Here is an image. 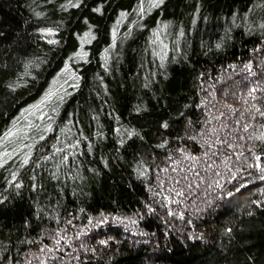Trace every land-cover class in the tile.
Here are the masks:
<instances>
[{
    "label": "trees",
    "instance_id": "trees-1",
    "mask_svg": "<svg viewBox=\"0 0 264 264\" xmlns=\"http://www.w3.org/2000/svg\"><path fill=\"white\" fill-rule=\"evenodd\" d=\"M2 143L0 264H264V0H0Z\"/></svg>",
    "mask_w": 264,
    "mask_h": 264
},
{
    "label": "rangeland",
    "instance_id": "rangeland-1",
    "mask_svg": "<svg viewBox=\"0 0 264 264\" xmlns=\"http://www.w3.org/2000/svg\"><path fill=\"white\" fill-rule=\"evenodd\" d=\"M10 139H8L7 138V142L9 141ZM6 141L4 142V145H5V143H6ZM3 146V143L2 144H0V157H2V155L4 154V152L3 153H1V147ZM4 148H5V146H4Z\"/></svg>",
    "mask_w": 264,
    "mask_h": 264
},
{
    "label": "snow or ice",
    "instance_id": "snow-or-ice-1",
    "mask_svg": "<svg viewBox=\"0 0 264 264\" xmlns=\"http://www.w3.org/2000/svg\"><path fill=\"white\" fill-rule=\"evenodd\" d=\"M160 2L162 3V2H163V0H160Z\"/></svg>",
    "mask_w": 264,
    "mask_h": 264
}]
</instances>
